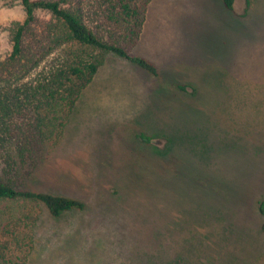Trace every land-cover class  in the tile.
Masks as SVG:
<instances>
[{
  "label": "rangeland",
  "instance_id": "1",
  "mask_svg": "<svg viewBox=\"0 0 264 264\" xmlns=\"http://www.w3.org/2000/svg\"><path fill=\"white\" fill-rule=\"evenodd\" d=\"M24 17L0 0V58ZM128 48L157 75L80 91L29 184L84 208L41 207L26 264H264V0H149Z\"/></svg>",
  "mask_w": 264,
  "mask_h": 264
},
{
  "label": "trees",
  "instance_id": "2",
  "mask_svg": "<svg viewBox=\"0 0 264 264\" xmlns=\"http://www.w3.org/2000/svg\"><path fill=\"white\" fill-rule=\"evenodd\" d=\"M20 1L25 17L0 58V264H26L41 207L52 216L84 208L78 198L32 189L29 180L61 144L80 91L105 54L157 75L152 61L128 48L149 0ZM221 2L234 9L235 0ZM257 208L264 217V197Z\"/></svg>",
  "mask_w": 264,
  "mask_h": 264
},
{
  "label": "crops",
  "instance_id": "3",
  "mask_svg": "<svg viewBox=\"0 0 264 264\" xmlns=\"http://www.w3.org/2000/svg\"><path fill=\"white\" fill-rule=\"evenodd\" d=\"M139 40H141V38ZM142 56H144V55H142ZM114 57H116V59L112 58V59H108V60H106V58L104 57L103 63L98 66L94 75H96L102 71L106 72V75H107L112 69L120 68V69L125 70L128 73H130V75L142 78L143 80H145V78L150 79L149 75L151 73H149L145 69H143V68L139 67L138 65H136V64H134V63H132L126 59H123L121 57H118V56H114Z\"/></svg>",
  "mask_w": 264,
  "mask_h": 264
}]
</instances>
